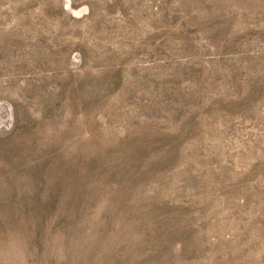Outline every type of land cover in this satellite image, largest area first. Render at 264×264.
I'll return each instance as SVG.
<instances>
[{
  "label": "rangeland",
  "instance_id": "rangeland-1",
  "mask_svg": "<svg viewBox=\"0 0 264 264\" xmlns=\"http://www.w3.org/2000/svg\"><path fill=\"white\" fill-rule=\"evenodd\" d=\"M0 264H264V0H0Z\"/></svg>",
  "mask_w": 264,
  "mask_h": 264
}]
</instances>
